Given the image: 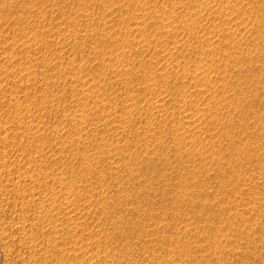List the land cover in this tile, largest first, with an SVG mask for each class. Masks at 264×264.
<instances>
[{
	"label": "rangeland",
	"instance_id": "obj_1",
	"mask_svg": "<svg viewBox=\"0 0 264 264\" xmlns=\"http://www.w3.org/2000/svg\"><path fill=\"white\" fill-rule=\"evenodd\" d=\"M0 264H264V0H0Z\"/></svg>",
	"mask_w": 264,
	"mask_h": 264
}]
</instances>
